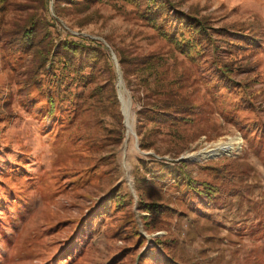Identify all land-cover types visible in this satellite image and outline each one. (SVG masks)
Listing matches in <instances>:
<instances>
[{
    "label": "rangeland",
    "instance_id": "rangeland-1",
    "mask_svg": "<svg viewBox=\"0 0 264 264\" xmlns=\"http://www.w3.org/2000/svg\"><path fill=\"white\" fill-rule=\"evenodd\" d=\"M0 264H264V0H5Z\"/></svg>",
    "mask_w": 264,
    "mask_h": 264
},
{
    "label": "bare ground",
    "instance_id": "bare-ground-1",
    "mask_svg": "<svg viewBox=\"0 0 264 264\" xmlns=\"http://www.w3.org/2000/svg\"><path fill=\"white\" fill-rule=\"evenodd\" d=\"M121 99L123 102L124 111H125L126 115H128V117H129V114H128L129 113V103L125 99V97L123 96L122 89H121ZM233 147H234V141L233 140H231L230 142L219 141V142H217L213 145H210V146H208V147H206L200 151H196L189 156L191 158H194V159L211 158V157L218 156V155L222 154L223 152H227L229 149H231Z\"/></svg>",
    "mask_w": 264,
    "mask_h": 264
},
{
    "label": "trees",
    "instance_id": "trees-1",
    "mask_svg": "<svg viewBox=\"0 0 264 264\" xmlns=\"http://www.w3.org/2000/svg\"><path fill=\"white\" fill-rule=\"evenodd\" d=\"M152 1H154V0H152ZM5 2V0H0V5H2L3 3ZM152 4H154V2L153 3H151V5ZM147 19L148 20H151L152 21V23H154V25H156V19H155V17H153V16H151V15H147ZM199 27L200 28H204V26H202V25H199ZM195 29H199L198 27H196ZM31 30H29L28 32H30ZM179 36H173L172 38H171V40L178 46V48H181V49H183L186 45H187V47L188 48H184L185 49V51H186V53H195L196 51H199L198 50V48H199V43L197 42V41H195V40H188V39H186V41L185 42H187V44H181L182 42H184V40L182 41L181 39H179L178 38ZM28 40H30V39H28ZM224 70V69H223ZM163 112H165V110H162ZM190 118H187L186 119V121H190L189 120ZM171 125V124H170ZM193 129V128H192ZM165 174H163V177L162 178H165V176L166 175H170V174H166V172H164ZM181 177V176H180ZM183 177V176H182ZM187 177H189V173H188V176ZM178 178V177H177ZM184 179H186V178H184L183 177V179H182V181L184 180ZM190 179V178H189ZM173 180H175V179H173ZM191 180V183H193V180L192 179H190ZM176 181V180H175ZM177 182V181H176ZM187 182H190V181H187L186 180V183ZM181 183H183V182H181ZM180 183V185L178 184L177 186L178 187H180V189H181V186L183 185V184H181ZM188 185L186 184V187H187ZM192 186L194 187L195 185L194 184H192ZM185 187V188H186ZM196 187V186H195ZM193 193H195V192H193ZM188 193H186V194H184V195H187ZM157 208V207H156ZM156 208H147L148 209V211L149 210H151V212L152 211H155V213H157V212H159V213H161L160 211H157V209Z\"/></svg>",
    "mask_w": 264,
    "mask_h": 264
},
{
    "label": "water",
    "instance_id": "water-1",
    "mask_svg": "<svg viewBox=\"0 0 264 264\" xmlns=\"http://www.w3.org/2000/svg\"><path fill=\"white\" fill-rule=\"evenodd\" d=\"M120 99H121V92H120ZM121 101H122V99H121ZM122 104H123V102H122ZM123 111H124V107H123ZM124 115H125V117H126V120L128 121V115H126L125 111H124ZM127 126H129L128 123H127ZM129 127H131V125H130ZM131 129H132V128H131Z\"/></svg>",
    "mask_w": 264,
    "mask_h": 264
}]
</instances>
